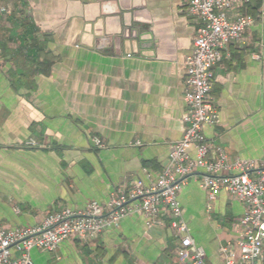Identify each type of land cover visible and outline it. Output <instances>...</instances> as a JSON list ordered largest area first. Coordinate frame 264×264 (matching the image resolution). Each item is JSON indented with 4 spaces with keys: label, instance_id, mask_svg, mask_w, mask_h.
I'll use <instances>...</instances> for the list:
<instances>
[{
    "label": "crops",
    "instance_id": "1",
    "mask_svg": "<svg viewBox=\"0 0 264 264\" xmlns=\"http://www.w3.org/2000/svg\"><path fill=\"white\" fill-rule=\"evenodd\" d=\"M184 2L0 0L1 228L41 226L51 213L156 182L187 126L185 59L198 24ZM239 11L255 21L213 68L218 122L204 133L230 160H259L264 0ZM29 139L39 145L26 146ZM179 201L186 234L172 229L161 204L154 224L127 216L94 239L64 242L40 264H193L180 258L185 235L208 264H241L245 204L225 191L210 199L200 172L187 177Z\"/></svg>",
    "mask_w": 264,
    "mask_h": 264
},
{
    "label": "built area",
    "instance_id": "2",
    "mask_svg": "<svg viewBox=\"0 0 264 264\" xmlns=\"http://www.w3.org/2000/svg\"><path fill=\"white\" fill-rule=\"evenodd\" d=\"M258 1L185 0L183 3V9L194 15L198 24L191 53L185 59L187 126L181 140L173 145L169 164L156 182L146 186L138 181L128 192H119L106 203L93 200L82 210L65 208L51 213L41 226L0 227V264H35L33 250L55 252L66 241L94 239L133 214L141 213L154 224L161 204L168 206L172 229L186 234L179 192L187 177L197 172L210 199L225 191L245 204L238 239L240 261L241 264H264V157L230 160L224 148L204 133L205 126L218 122L212 96L213 68L222 60L229 43L241 40L255 21L251 14L239 9ZM93 140L98 148L104 147L100 138ZM25 145L35 147L39 143L29 139ZM190 149L195 150V159L190 157ZM182 245V261L208 264L204 249L196 246L189 235L182 238ZM223 250L234 256L227 247ZM232 263L231 258L228 264Z\"/></svg>",
    "mask_w": 264,
    "mask_h": 264
},
{
    "label": "rangeland",
    "instance_id": "3",
    "mask_svg": "<svg viewBox=\"0 0 264 264\" xmlns=\"http://www.w3.org/2000/svg\"><path fill=\"white\" fill-rule=\"evenodd\" d=\"M52 255H54V254L47 251V253H44L42 256L37 257L36 260H35V258L34 259L32 258V259H33L35 264H40V261L46 262L48 260V258H51Z\"/></svg>",
    "mask_w": 264,
    "mask_h": 264
}]
</instances>
